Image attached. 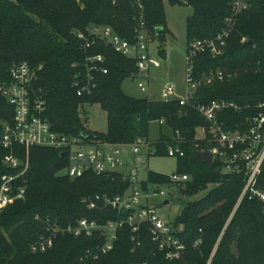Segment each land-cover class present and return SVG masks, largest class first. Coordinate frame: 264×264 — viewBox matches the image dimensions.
I'll return each instance as SVG.
<instances>
[{"label": "trees", "instance_id": "1", "mask_svg": "<svg viewBox=\"0 0 264 264\" xmlns=\"http://www.w3.org/2000/svg\"><path fill=\"white\" fill-rule=\"evenodd\" d=\"M138 1L154 39L169 33L164 2L191 8L192 14L186 19L187 46L194 40L215 37L231 4V0H0V82L9 81L13 64H42L43 73L35 87L42 89L46 100L44 118L55 132L68 136L127 146L137 139L149 141V125L163 120L170 135L160 130L158 139L151 142L154 157H167V147L176 131L183 139L184 156L176 158V169L188 175L189 180L176 187V195L186 200L207 191L200 199L185 202L170 223L186 245L183 260L207 264L215 250L211 264H264V207L247 196L237 206L244 187L243 176L223 175L215 162L206 164L194 155L196 129L207 128L208 124L191 106L221 100L250 105L251 110L226 111L218 116L225 129L234 130L236 124L257 112L256 105L264 102V0H249V9L238 17L221 56L202 53L194 61L196 77L216 70L234 76L200 89L191 104L184 107L177 101L128 97L121 85L137 73L135 60L115 53L101 42L84 51L76 38V31L94 25L108 26L121 38L134 42ZM158 28L161 31L157 35ZM244 38L246 42H242ZM249 41L253 46H247ZM160 53L164 51L160 49ZM95 55H103L102 66L107 74L96 72V89L89 96L78 97L72 88L78 70L73 65L79 66ZM92 105H99L106 114L105 133L89 132L86 127L85 108ZM13 117V108L0 95V132L2 124L12 122ZM14 150L18 159L25 161L24 148L16 146ZM7 154L0 150V181L2 176L16 175L22 170L3 164ZM66 165V157L58 151L30 149L27 171L15 182V186L24 187L25 196L0 213V264H170L163 254L156 253L146 227L142 230L140 246H135L125 229L119 232L113 250L97 259L86 252L102 244L98 236H58L51 249L33 253L31 247L45 234L47 221L62 228L81 219L104 223L113 219L115 212L90 211L81 199L95 194L121 195L131 186L116 173L86 174L71 180L64 174ZM147 179L151 184L167 181L163 174L151 171ZM258 185L264 188V163ZM209 186H212L210 190ZM180 226L183 230L178 231ZM199 238L200 246L192 248Z\"/></svg>", "mask_w": 264, "mask_h": 264}, {"label": "built area", "instance_id": "2", "mask_svg": "<svg viewBox=\"0 0 264 264\" xmlns=\"http://www.w3.org/2000/svg\"><path fill=\"white\" fill-rule=\"evenodd\" d=\"M249 6V0H231L230 12L225 17L220 32L213 38L194 40L187 46L185 95L183 98H176L174 87L167 86L161 94L160 101H177L181 107L188 106L200 89L211 86L217 81L229 80L234 76L231 72L216 70L196 77L194 61L202 53H209L213 57L221 56L225 51L227 39L236 27L238 17L248 10ZM136 9L134 42L121 38L108 26H88L83 31H76L75 35L84 51L90 50L97 42H101L115 53L135 60L137 73L134 77L140 78L137 87L141 92H147L143 80H148L150 68L160 67V61L149 53L154 35L146 27L144 9L139 1ZM246 41L245 38L242 39V42ZM103 63V55H95L87 57L79 66L73 65L74 68H78L72 80V88L76 96L92 94L96 89V72L107 74V69L102 66ZM43 69L42 64L16 63L9 70V81L0 82V95L14 110L12 122L3 123L0 132V150L8 152L3 158V164L12 169L22 167L20 173L16 175L1 177L0 213L9 204L25 196L24 187L15 186V182L27 171L30 149H52L66 157L67 165L64 174L71 180L80 179L86 174L108 176L116 173L129 181L131 186L121 195L95 194L81 199V203L90 211L112 210L115 212V217L104 223L81 219L75 224L62 228L47 221L45 234L31 247L33 253H44L51 249L58 236L67 235L73 238L98 236L102 244L98 245L94 251L86 252L88 256L97 259L113 250L119 232L125 229L131 235V241L135 243V246H140L142 230L146 227L156 253L163 254L166 262L191 264L183 260L187 248L177 237V232L173 230L170 223L160 219L156 214L157 206H168L170 197L177 194L176 187L187 182L189 176L176 172L171 176L164 175L167 179L164 183L151 184L147 176L145 180L138 181L136 166L128 169L127 176L118 171L125 165L121 152L123 146L55 132L44 118L47 104L42 89L35 87ZM191 106L208 124L207 128L196 129L193 145L196 152L209 151L212 155V163L215 162L223 175L243 176L244 187L237 206L247 196L249 200L258 201L264 207V188L258 185L264 163V102L256 105L254 109L257 112L236 124L234 130L225 129L224 124L218 121V116L226 111L241 113L243 110H251L253 108L250 105L239 106L233 102L221 100L212 101L207 105ZM158 123L160 126L164 125L163 120ZM182 142L180 133L176 131L172 143L167 147L166 156L183 157ZM200 143L204 144V148L200 149ZM16 146L24 148L25 161H20L16 156L14 150ZM140 146L147 149L148 157L154 156V147L151 142L137 139L127 147L134 156H137L136 164L139 165L143 164L142 158L139 157ZM74 147H80L82 150L73 151ZM157 200L162 203H157ZM166 200L168 204H164ZM178 231H180L179 228ZM201 242V238L197 239L192 244V248L199 247ZM214 251L207 264H211Z\"/></svg>", "mask_w": 264, "mask_h": 264}, {"label": "rangeland", "instance_id": "3", "mask_svg": "<svg viewBox=\"0 0 264 264\" xmlns=\"http://www.w3.org/2000/svg\"><path fill=\"white\" fill-rule=\"evenodd\" d=\"M164 12L167 23V29L170 32L164 33L161 38H155L151 41L149 53L160 61L159 68H150L148 80H143L147 87V92H141L137 87L139 77H129L125 79L121 85V90L128 97L133 99H149L159 101L165 87H174V96L183 98L185 95V75H186V19L192 14V9L187 6H171L164 2ZM160 49L164 53H160ZM86 127L89 132L105 133L107 130V119L105 112L99 105H92L85 108ZM160 130L168 133V129L160 126L158 122H152L149 125V142H154L158 139ZM200 136V134H198ZM139 157L142 158L143 164H136L137 156H134L129 147H121L122 158L125 165L120 167L118 171L124 176H127L128 169L135 167L138 170V181L146 179L147 171L171 176L177 172L176 158L173 157H154L147 156V149L140 146ZM82 150L80 147H74L73 151ZM90 150V149H89ZM212 186H209L210 190ZM207 191L189 197H179L178 195L170 197L168 206L158 205L156 208L157 216L166 220L168 223H173L185 202L189 200H198L203 197ZM157 203L160 201H156ZM162 203V201H161ZM160 203V204H161ZM183 230V226L179 227Z\"/></svg>", "mask_w": 264, "mask_h": 264}, {"label": "water", "instance_id": "4", "mask_svg": "<svg viewBox=\"0 0 264 264\" xmlns=\"http://www.w3.org/2000/svg\"><path fill=\"white\" fill-rule=\"evenodd\" d=\"M160 31H161L160 28H158V29L156 30L157 35L160 33ZM247 46H253V42L249 41V42L247 43ZM194 155H195L198 159H200L201 161H203V162L206 163V164H211V163H212V155H211V153H210L209 151H207V150H205V151H203V152H195ZM22 165H23V164L21 163V166H22ZM164 204H168V201L166 200V201L164 202Z\"/></svg>", "mask_w": 264, "mask_h": 264}, {"label": "crops", "instance_id": "5", "mask_svg": "<svg viewBox=\"0 0 264 264\" xmlns=\"http://www.w3.org/2000/svg\"><path fill=\"white\" fill-rule=\"evenodd\" d=\"M169 34H170V32H169ZM163 132V131H162ZM163 134H165V135H170V131L168 130V133H164L163 132Z\"/></svg>", "mask_w": 264, "mask_h": 264}]
</instances>
